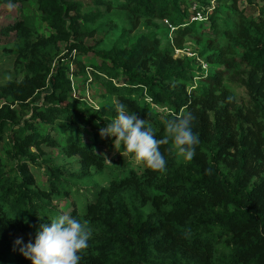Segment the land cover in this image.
Instances as JSON below:
<instances>
[{"label": "trees", "instance_id": "1", "mask_svg": "<svg viewBox=\"0 0 264 264\" xmlns=\"http://www.w3.org/2000/svg\"><path fill=\"white\" fill-rule=\"evenodd\" d=\"M2 2L22 17L0 29L13 32L0 48L14 73L0 84V264H31L15 237L61 213L52 200L69 179L54 147L77 158V177L107 176L83 213L67 212L91 228L78 264H264V0ZM114 100L158 139L164 119L191 112L195 155L169 139L165 170L135 169L100 134ZM107 138L127 154L106 158Z\"/></svg>", "mask_w": 264, "mask_h": 264}, {"label": "clouds", "instance_id": "2", "mask_svg": "<svg viewBox=\"0 0 264 264\" xmlns=\"http://www.w3.org/2000/svg\"><path fill=\"white\" fill-rule=\"evenodd\" d=\"M112 108L116 115L100 129V134L114 137L113 141L149 168L165 170L166 161L159 146L169 139L182 159L191 160L195 155L199 136L192 129L194 117L191 112L182 110L179 115L164 119L162 124L166 136L158 139L151 124L138 118L126 104L114 100ZM49 221L40 224L34 238L21 245L20 253L31 264H78L79 253L88 246L91 228L68 213H60ZM14 243L20 245L21 239L17 238Z\"/></svg>", "mask_w": 264, "mask_h": 264}, {"label": "rangeland", "instance_id": "3", "mask_svg": "<svg viewBox=\"0 0 264 264\" xmlns=\"http://www.w3.org/2000/svg\"><path fill=\"white\" fill-rule=\"evenodd\" d=\"M85 2L89 0H84ZM243 5H240L242 7ZM194 8V5L191 6L190 10L192 12V9ZM22 17L21 10L19 8L18 3H5L2 2L0 4V29L3 26L9 25L14 23L17 19ZM115 17H119V13L115 14ZM193 19V14L190 17ZM13 38V32L10 33V35H3L0 33V44H6L8 40H11ZM179 54L178 52H176ZM12 61L13 57L12 55H7L6 52L0 48V84L3 83L7 78L14 77V73L11 69L12 67ZM89 85L85 86V89L82 90V93L84 94L85 98L91 102V92H95V90ZM76 89V88H75ZM235 91L237 92L239 98L243 97V89L240 87H236ZM77 94V93H76ZM52 135H56L54 130L49 131ZM82 136L87 135L82 129L81 131ZM114 144H117L115 141ZM108 144H110L109 139L107 138L105 143L100 145L98 147V151L101 152L103 155L106 156V158L111 157L113 153H119L122 155H126L127 152L120 151L118 149H109ZM113 146V145H112ZM47 153H50L53 150V157L52 162L53 164L59 166L62 168L63 172H67L65 174L66 179H69V183H66L65 179H63L62 187H64L65 190H67L68 194L63 195L58 198H54L52 200V203L56 205L59 209H61V213H67L72 209V206L75 204L78 212L83 213L86 209V205L89 202L94 201L95 193L97 188L101 185L106 183L107 176L105 174H95L92 178H86L79 176L77 177V173L80 171V164L77 161V158L74 159V157H68L64 153H58V148L54 147L52 149L46 148ZM112 153H111V152ZM108 160V159H107ZM38 165H30L31 171L33 173L34 178L37 179V182L40 185L46 184L45 180V172L43 169V166L41 165L42 162H40L39 159H37ZM131 162L133 164V167L137 170H139V163L135 158L131 157ZM64 167V168H63ZM95 171V170H93ZM74 173L73 177H70V174ZM59 212V213H60ZM17 238L21 239V245L25 243L24 237L17 235L15 237V240Z\"/></svg>", "mask_w": 264, "mask_h": 264}]
</instances>
